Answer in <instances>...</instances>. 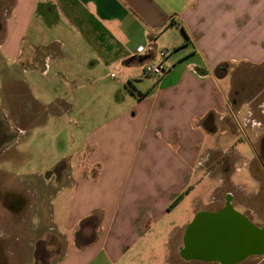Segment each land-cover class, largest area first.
Returning <instances> with one entry per match:
<instances>
[{"label":"crops","instance_id":"crops-1","mask_svg":"<svg viewBox=\"0 0 264 264\" xmlns=\"http://www.w3.org/2000/svg\"><path fill=\"white\" fill-rule=\"evenodd\" d=\"M37 2L0 0V82L10 91L0 118L30 115L28 99L10 102L12 90L26 87L25 72L41 62L45 75L55 65L66 88L54 106L38 94L37 116L67 115L73 125L55 159L22 174L23 185L9 181L20 189L8 190L10 212L26 206L24 214L40 216L31 226L40 221L42 236L24 245L45 252L35 263L204 264L184 255L198 213L228 207L264 228L247 203H264V87L247 96L244 79L232 90L236 72L264 65V0H43L76 26V40L65 31L23 49ZM147 46L150 54L138 51ZM160 50L168 70L155 80L144 66ZM225 76L235 83L223 91ZM226 121L248 130L252 160L222 146ZM28 133L5 126L0 156ZM13 227L27 232L26 224ZM51 235L62 240L54 252ZM14 236L8 256L18 264Z\"/></svg>","mask_w":264,"mask_h":264},{"label":"rangeland","instance_id":"rangeland-1","mask_svg":"<svg viewBox=\"0 0 264 264\" xmlns=\"http://www.w3.org/2000/svg\"><path fill=\"white\" fill-rule=\"evenodd\" d=\"M41 3H43V0H38L37 6L34 8L35 13L31 20V23L27 28V39L21 40L22 43L23 41H27V43L25 45L23 44L21 48H26L28 43L30 44L31 41L37 43L38 45H43L44 43L51 41L54 37L59 36L60 33L65 31H69L70 35L73 34V39L71 40L75 41L76 39L74 38H76V36L74 35V32L76 31V26H72L64 18L63 14L58 10L56 6H49L51 8V12H47V7L41 5ZM0 19H2V17ZM31 34L33 36H31ZM79 42L80 46L83 45L82 39H80ZM54 46L55 45L53 44L51 48ZM40 64L41 62H39L35 66L36 70L34 73L30 72L29 70L25 72V77L29 80V84L26 87L22 82L19 85L17 84V87L15 88L16 90H12L11 95L14 100L10 102H14L16 100L15 98L17 97L19 99L25 98L29 100L28 106L30 109V115L26 118H24L25 116H23V118L18 117L15 119H8L7 117H4V119L2 120L5 126L14 123L17 128L25 129L28 132L30 131V133H28L27 136L22 134L23 136L21 135L20 140L14 145L12 149L0 156V230L3 231H0V234L2 235V237H0V264L15 263L13 261L11 262L8 256V251L16 247H13V238L15 237L14 235H16V238H19L18 240H16V244L18 247L17 249H19V256L21 257L20 260L16 261V263L38 264L34 261H37L38 258L41 259V256L44 257L45 252L42 249H39L38 247L34 248L33 246L24 247V245H28L31 241L34 242L37 237L42 236V227L39 223L40 221L37 223L36 227L33 225L31 226V223L33 221H36L35 219H39L40 216H36V218L33 214H24V212H29L26 206L21 209L22 212H10L11 210L7 208L8 202L10 201V193L8 192V190H10V192H13L12 187L14 188V184H11L9 181L12 180L16 182V184L23 185L24 182H20V180L24 178L21 176L22 174L30 170H39L38 164L42 161V159H45L48 162L52 159H55L57 149L70 144L69 133L72 130L73 125L71 119L67 118V115H65L63 118H61L63 115H59L58 118H49L48 120L37 116V114L41 111V108L39 107V103L37 101V99H39L38 94L41 100L46 102L51 101V103L49 104L54 106V99L60 94V91L63 88H66V86H62L61 84L60 86H58V79L54 77V73L56 71L54 64L50 65V69L46 75L41 73L40 70L43 68V66ZM235 76V80L237 82L235 87L232 88L233 91L236 89H241L242 84H239V82L241 83L244 79L249 80L247 81L248 83L246 82L248 84L247 87H243L247 96L256 94L260 89H262V87H264L263 64L261 66H256L254 69L236 72ZM220 81L222 83L223 91H225L230 86V84L232 85L233 83H235L231 82L228 76H225ZM6 83L7 80L3 81V83L0 82L1 104H4L6 99L10 98V91L8 88H6ZM233 91L231 92V95L233 94ZM11 104L12 106L14 105V103ZM19 104L23 106L22 102ZM66 113H69V116H71L70 110L67 109ZM237 122L240 124L239 118H237ZM225 124L227 125V131L225 134L228 135L226 137L224 136L225 140L224 137H221V144H223L222 146L227 147L226 151L237 150V152H239L242 157L246 158L247 160H252V151L250 150L251 147L249 146V140H252L250 139L248 130H239L236 126H232L231 123H227V121ZM20 133L21 132H19V134ZM261 154H263V152H261ZM236 164L240 165V163L238 162H236ZM235 174L239 176L245 175L246 171L243 170ZM14 189L20 193V189ZM200 190V185H198L197 191H194L192 195L195 196V194H197L198 192L200 193ZM19 193H17V196H20ZM207 198L208 196H206V199H203V202L207 203ZM26 203L29 205L33 204V202L29 203V200H27V198ZM187 203L188 201L186 202V204ZM247 203L250 204L249 209L256 212V215L263 220L264 203L261 202V200L251 201V203L250 201H248ZM214 207H216V204L214 205ZM246 213L253 219V216L250 215L247 210ZM19 224H26L27 232L18 228L15 229L13 227ZM34 227L35 229H33ZM161 234L162 240L164 232L161 231ZM26 238L28 240H26ZM48 238H51L53 242L56 243V247L53 248L52 252H54L56 249H60L62 240H60L59 237L51 235ZM24 250H26L27 252L25 257ZM23 258H25L26 260H23ZM49 263L51 264V262ZM191 264L201 263L193 262ZM242 264H264L263 255L248 257L245 259V261H243Z\"/></svg>","mask_w":264,"mask_h":264},{"label":"water","instance_id":"water-1","mask_svg":"<svg viewBox=\"0 0 264 264\" xmlns=\"http://www.w3.org/2000/svg\"><path fill=\"white\" fill-rule=\"evenodd\" d=\"M184 242L186 257L233 264L264 253V228L226 207L216 214L198 213L185 231Z\"/></svg>","mask_w":264,"mask_h":264},{"label":"built area","instance_id":"built-area-1","mask_svg":"<svg viewBox=\"0 0 264 264\" xmlns=\"http://www.w3.org/2000/svg\"><path fill=\"white\" fill-rule=\"evenodd\" d=\"M138 51H144L146 53H149L153 51L151 47H140L138 48ZM158 59L154 61H149L144 66V74L150 77H153L155 80H160L167 72L168 68L164 64L163 58L165 57V51L160 50L157 52Z\"/></svg>","mask_w":264,"mask_h":264},{"label":"flooded vegetation","instance_id":"flooded-vegetation-1","mask_svg":"<svg viewBox=\"0 0 264 264\" xmlns=\"http://www.w3.org/2000/svg\"><path fill=\"white\" fill-rule=\"evenodd\" d=\"M0 29H1V23H0ZM0 57L3 58L4 56H2L0 54ZM6 59V57L3 58V60ZM3 62L6 63V60H4ZM3 119L0 118V143L2 141H4V138H5V134H2V130L5 129V125H4V122L2 121ZM248 257H251V256H248ZM247 258V257H246ZM245 258V259H246ZM204 264H220L218 261H209V262H203Z\"/></svg>","mask_w":264,"mask_h":264}]
</instances>
